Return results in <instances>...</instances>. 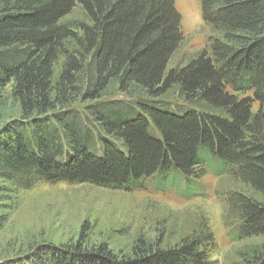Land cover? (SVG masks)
Returning a JSON list of instances; mask_svg holds the SVG:
<instances>
[{"label": "trees", "instance_id": "trees-1", "mask_svg": "<svg viewBox=\"0 0 264 264\" xmlns=\"http://www.w3.org/2000/svg\"><path fill=\"white\" fill-rule=\"evenodd\" d=\"M198 1L213 36L170 67L183 40L173 0H0V92L19 107L0 126V232L39 183L149 181L189 198L213 176L240 189L224 201L233 238H264V0ZM76 7L84 19L65 21ZM84 249L40 245L0 264H213L214 241L200 225L119 259ZM240 258L264 264V244Z\"/></svg>", "mask_w": 264, "mask_h": 264}, {"label": "rangeland", "instance_id": "rangeland-1", "mask_svg": "<svg viewBox=\"0 0 264 264\" xmlns=\"http://www.w3.org/2000/svg\"><path fill=\"white\" fill-rule=\"evenodd\" d=\"M181 16L183 40L170 67L184 65L208 47L210 28L205 25L198 0H173ZM79 7L65 20H83ZM0 92V126L19 117L18 105ZM113 94V93H112ZM258 108L254 104L253 111ZM111 191L90 185L39 183L19 196L8 222L0 232V261L40 245L76 246L84 250L105 246L116 258L131 256L136 240L162 247L174 246L203 225L211 234L213 264H237L243 252L264 244V238L237 241L226 218V197L238 185L229 177L206 176L201 193L182 197L172 188Z\"/></svg>", "mask_w": 264, "mask_h": 264}]
</instances>
